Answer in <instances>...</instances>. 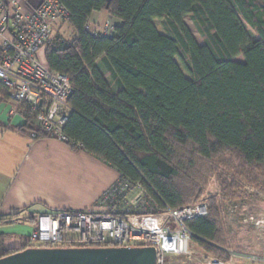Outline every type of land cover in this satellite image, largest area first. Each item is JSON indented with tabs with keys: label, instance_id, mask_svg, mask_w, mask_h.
Returning a JSON list of instances; mask_svg holds the SVG:
<instances>
[{
	"label": "trees",
	"instance_id": "trees-1",
	"mask_svg": "<svg viewBox=\"0 0 264 264\" xmlns=\"http://www.w3.org/2000/svg\"><path fill=\"white\" fill-rule=\"evenodd\" d=\"M58 2L69 14L53 30L44 60L70 80L63 133L79 149L115 168L119 178L140 182L156 209L181 208L197 198L184 174L193 156L207 163L237 160L248 178L264 176L255 173L264 168V0H110L107 7L106 0ZM93 11L117 22L109 35L85 28ZM237 17L256 35L242 62L236 60L243 39ZM64 25L68 37L60 32ZM170 51L187 59L192 79ZM0 94L8 99L1 84ZM21 108L30 132L34 114L24 103ZM208 209L207 217L186 225L196 246L213 256L208 244L217 242L218 225L214 204ZM11 253L0 234V258Z\"/></svg>",
	"mask_w": 264,
	"mask_h": 264
},
{
	"label": "built area",
	"instance_id": "built-area-1",
	"mask_svg": "<svg viewBox=\"0 0 264 264\" xmlns=\"http://www.w3.org/2000/svg\"><path fill=\"white\" fill-rule=\"evenodd\" d=\"M58 0H0V84L8 99L24 103L34 114V140L45 136L80 148L63 133L71 108L67 102L69 78L48 68L40 51L51 42L55 28L68 18ZM89 29V25L85 27ZM109 21L97 35H109ZM140 182L118 178L97 200L83 210L32 214L28 234L31 248L59 247H153L156 264L166 256L203 255L200 264H264V244L259 252L228 250L225 259L202 252L194 243L187 221L209 215L206 201L181 208L156 209Z\"/></svg>",
	"mask_w": 264,
	"mask_h": 264
},
{
	"label": "crops",
	"instance_id": "crops-1",
	"mask_svg": "<svg viewBox=\"0 0 264 264\" xmlns=\"http://www.w3.org/2000/svg\"><path fill=\"white\" fill-rule=\"evenodd\" d=\"M107 21L117 23L104 11H93L89 20L96 29ZM26 124L21 103L0 94V218L5 219L0 234L4 248L14 252L27 243L30 215L89 208L120 177L79 148L48 137L30 139Z\"/></svg>",
	"mask_w": 264,
	"mask_h": 264
},
{
	"label": "rangeland",
	"instance_id": "rangeland-1",
	"mask_svg": "<svg viewBox=\"0 0 264 264\" xmlns=\"http://www.w3.org/2000/svg\"><path fill=\"white\" fill-rule=\"evenodd\" d=\"M184 21L194 38L202 43L189 17H185ZM236 22L243 33L240 55L236 60L242 62V52L252 45L256 35L240 17L236 18ZM155 25L160 32H164L160 22L156 21ZM102 26L103 24L98 30L102 29ZM89 27L96 29L91 25ZM60 32L65 37L69 36L66 25ZM53 34L54 31L51 36ZM170 54L184 76L192 79L193 75L187 59L180 52L170 51ZM40 58L43 59L41 54ZM184 151L185 153H181V158L185 156L183 159L186 161L189 156L186 149ZM193 159L195 164L184 171L187 175L185 178L195 184L196 188L194 194L197 198L189 205L203 200L208 206L214 204L216 208L214 218L218 225L217 242L208 244L217 252L213 256L224 259L228 250L259 252L264 244V176L259 177L258 180H253L251 176L248 178L236 167L239 166L237 160L224 163L216 159L207 163L195 156ZM261 170L264 171V168H256L255 173ZM187 184L190 186L189 183ZM31 224L33 226V223ZM24 236L21 235V237ZM21 239L24 241L23 238ZM197 250L189 256H166L163 264H200L203 255Z\"/></svg>",
	"mask_w": 264,
	"mask_h": 264
},
{
	"label": "water",
	"instance_id": "water-1",
	"mask_svg": "<svg viewBox=\"0 0 264 264\" xmlns=\"http://www.w3.org/2000/svg\"><path fill=\"white\" fill-rule=\"evenodd\" d=\"M0 264H156V252L153 247H29L1 257Z\"/></svg>",
	"mask_w": 264,
	"mask_h": 264
}]
</instances>
